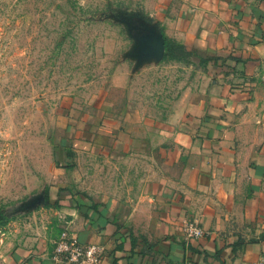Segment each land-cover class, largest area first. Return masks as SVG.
<instances>
[{
    "label": "crops",
    "instance_id": "crops-1",
    "mask_svg": "<svg viewBox=\"0 0 264 264\" xmlns=\"http://www.w3.org/2000/svg\"><path fill=\"white\" fill-rule=\"evenodd\" d=\"M163 4L165 34L202 57L203 80L164 130L83 120L69 143L116 166L144 161L152 174L123 196L77 191L60 169L43 199L66 217L64 231L105 247L101 264H264V0ZM188 219L206 234L188 237ZM34 240L0 246V264H62L53 245Z\"/></svg>",
    "mask_w": 264,
    "mask_h": 264
},
{
    "label": "rangeland",
    "instance_id": "rangeland-1",
    "mask_svg": "<svg viewBox=\"0 0 264 264\" xmlns=\"http://www.w3.org/2000/svg\"><path fill=\"white\" fill-rule=\"evenodd\" d=\"M163 5L0 0L1 247L29 239L55 246L62 237L66 217L43 199L57 186V170L66 168L77 191L123 196L152 174L144 161L116 166L69 143L83 120L129 119L164 130L183 93L203 80L202 57L185 44L180 59L165 58Z\"/></svg>",
    "mask_w": 264,
    "mask_h": 264
},
{
    "label": "built area",
    "instance_id": "built-area-1",
    "mask_svg": "<svg viewBox=\"0 0 264 264\" xmlns=\"http://www.w3.org/2000/svg\"><path fill=\"white\" fill-rule=\"evenodd\" d=\"M184 232L190 238H201L206 231L197 221L185 220ZM105 247L100 244H86L79 237L65 231L56 242L52 258L62 264H101Z\"/></svg>",
    "mask_w": 264,
    "mask_h": 264
},
{
    "label": "trees",
    "instance_id": "trees-1",
    "mask_svg": "<svg viewBox=\"0 0 264 264\" xmlns=\"http://www.w3.org/2000/svg\"><path fill=\"white\" fill-rule=\"evenodd\" d=\"M164 45L165 58L180 59L181 56L178 52L186 49L185 45L169 38L166 34H164Z\"/></svg>",
    "mask_w": 264,
    "mask_h": 264
},
{
    "label": "water",
    "instance_id": "water-1",
    "mask_svg": "<svg viewBox=\"0 0 264 264\" xmlns=\"http://www.w3.org/2000/svg\"><path fill=\"white\" fill-rule=\"evenodd\" d=\"M164 37L162 38V47H163V54H164Z\"/></svg>",
    "mask_w": 264,
    "mask_h": 264
}]
</instances>
